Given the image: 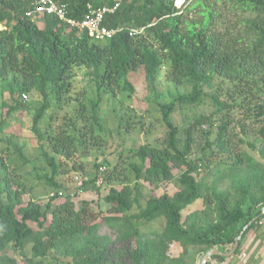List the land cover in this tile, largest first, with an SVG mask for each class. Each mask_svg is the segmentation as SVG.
<instances>
[{
    "label": "trees",
    "instance_id": "obj_1",
    "mask_svg": "<svg viewBox=\"0 0 264 264\" xmlns=\"http://www.w3.org/2000/svg\"><path fill=\"white\" fill-rule=\"evenodd\" d=\"M54 1L66 5L75 20L85 18L89 4L119 3L104 22L117 33L96 41L54 15L41 17L40 26L37 17L28 15L32 0H0V135L15 114L32 110L30 132L37 146L32 160L20 143L25 135L0 137V264H201L214 249L229 252L248 226L237 255L247 234L264 219V0H196L192 5L185 0L184 8L174 0ZM218 4L229 8L235 23L222 22ZM191 12L195 18H189ZM165 63L168 78L190 88L168 104L157 92ZM79 67L95 83L97 98L75 100L72 115L65 110L72 105ZM138 72L162 112L167 128L162 142L131 151L139 161L131 164L134 186H109L101 197L100 177L110 184L116 171L102 163L68 194L64 177L83 173L77 159L86 157L82 150L89 137L101 143L104 95H135L131 76ZM35 95L38 101L24 99ZM208 100L215 107L211 116L195 117L183 128L171 120L178 109H194ZM235 109L250 123L241 124L243 137L229 130ZM197 137L205 142L199 150ZM195 152L200 155L192 159ZM37 159L44 164L36 165ZM211 164L217 165L218 180L212 185L198 181L200 166ZM224 181L228 184L222 187ZM171 184L178 185L176 191L143 201V185L160 189ZM41 185L46 200L34 195ZM91 190L96 199L74 200ZM196 203L200 206L184 215ZM160 218L165 226L153 236L147 226ZM104 227L111 235H100ZM174 244L182 249L177 257L170 255ZM227 259L213 256L207 264Z\"/></svg>",
    "mask_w": 264,
    "mask_h": 264
},
{
    "label": "rangeland",
    "instance_id": "obj_2",
    "mask_svg": "<svg viewBox=\"0 0 264 264\" xmlns=\"http://www.w3.org/2000/svg\"><path fill=\"white\" fill-rule=\"evenodd\" d=\"M196 0H189L188 5H192ZM214 1V0H206ZM185 0L179 5H177V0H174V4L177 8H184ZM218 11L222 14V22H225V25L230 26L232 23L236 22L235 16L229 10L228 7H225L221 4L217 5ZM196 13L191 12L189 18H195ZM36 21L40 26L42 22L40 18H37ZM224 26V25H223ZM103 44V43H102ZM169 69L168 64L165 63L164 67L159 72L157 80V92L161 95L160 102L163 104H168L172 101L174 96L178 93H188L190 88L187 86H178L168 78ZM131 81L136 87L135 95L129 97L127 93L117 92L116 95L105 94L103 97V103L100 109V117L104 125V132L100 133L101 143L95 145L93 139L89 137V143L82 150L83 154H86V157H80L77 159L79 162H83L84 171L83 173H71L64 177L65 179V192L68 194H74L77 187L86 178H92L96 173L95 164L107 163L110 172L114 169L116 171L111 172L113 176V181L110 184H107L103 181V177H100L98 186L101 187V197L106 194V188L109 186H118L122 183H127L132 186L136 183L135 173L131 168V164H139V161L136 158H133L131 151L138 149L140 146L145 144H155L160 145L162 142L165 133L167 131L166 125L163 121L162 112L160 107L153 103V99L156 96L155 93L150 92V89L147 87L145 78L142 72H138L131 76ZM72 105L68 106L65 110L69 114L76 115V109L78 103L75 100L79 99L84 101V96L89 99L97 98V89L93 81L87 75V70L84 67L75 68L74 70V79H73V90H72ZM38 101V96H28L27 100ZM150 99V102L149 100ZM224 100L228 101L227 97H223ZM87 102V101H86ZM228 102H231L230 100ZM215 112V107L208 100L204 105H200L194 109H178L175 113L171 115V120L179 126L180 128L187 127L189 124L194 123L195 117L199 116H211ZM64 113V112H63ZM62 113V114H63ZM34 111L32 110H22L19 113L13 116L12 122L7 127L4 133L1 136H7L13 132H19L20 134L25 135L20 140V143L25 146L26 154L33 159L37 157V146L36 142L32 138L30 132L32 124V116ZM62 118V117H61ZM229 120L231 124L229 130H233L231 133L233 135L243 137L241 124L250 125L243 115V111L235 109L229 115ZM61 123L62 120L60 119ZM223 124V122H220ZM204 130H208V125H203ZM213 136L211 138L214 141L218 134V127L215 126L212 128ZM99 134V132H96ZM237 138L234 139V142H237ZM198 145L203 146L205 144L204 140L200 137H197ZM197 146L198 150L201 147ZM243 149L251 152L250 148L245 145ZM200 153L195 152L192 154V159H197ZM36 165L40 164L41 161L38 159L35 161ZM41 164H44L43 162ZM71 165V163H68ZM28 172L32 170L29 167ZM217 165L211 164L207 168L200 167V170L197 173L198 181L204 184H214L218 180V175L216 174ZM100 172H103V169H100ZM78 176V180L76 177ZM142 183V182H141ZM42 184V183H41ZM227 181L223 182L222 187L227 185ZM178 188L177 184L166 185L164 188L152 189L147 185H143V196L144 202L150 196H160L164 192L172 193ZM35 196H38L42 200H46V192L44 187L41 185V188L34 193ZM96 199L97 194L94 191H89L87 193H80L79 196L74 197L76 202L81 201V199ZM199 203H196L184 211V215L188 212L198 208ZM102 208H106L104 205ZM165 226V219L160 218L156 221L150 223L147 227L150 228L153 236L161 231ZM264 232V226L258 227L256 230L250 231L244 241L242 242L240 251L237 255L232 256L224 262H217L213 260L211 264H252L254 262V257L260 255L262 233ZM151 234V235H152ZM102 237L111 235V231L108 227H104L100 231ZM250 243L248 244V241ZM255 249V250H254ZM180 249L177 246H172L170 250V255L177 257L180 254ZM18 264H24L19 260ZM260 264V263H259ZM264 264V263H262Z\"/></svg>",
    "mask_w": 264,
    "mask_h": 264
},
{
    "label": "built area",
    "instance_id": "obj_3",
    "mask_svg": "<svg viewBox=\"0 0 264 264\" xmlns=\"http://www.w3.org/2000/svg\"><path fill=\"white\" fill-rule=\"evenodd\" d=\"M32 6L33 9L28 13L29 16L41 18L46 15H54L60 21L69 25L70 28L77 29L79 32H87L96 41L111 40L117 33V30H111L104 26V22L108 15H112L118 10L119 3L98 8L89 4L87 6L88 14L82 20L70 18L67 6L54 0H32ZM24 99L27 100V97L24 96ZM76 179H79L78 176Z\"/></svg>",
    "mask_w": 264,
    "mask_h": 264
},
{
    "label": "water",
    "instance_id": "obj_4",
    "mask_svg": "<svg viewBox=\"0 0 264 264\" xmlns=\"http://www.w3.org/2000/svg\"><path fill=\"white\" fill-rule=\"evenodd\" d=\"M262 214H264V208H263ZM254 221H255V220H253V221L251 222V224H252ZM247 228H248V226L244 228L243 232L238 236V238H237L236 241H235V244H234L233 248H232L229 252H222V251H220V250H218V249H214V250L208 252V253L202 258V260H201V264H207L208 260L211 259L213 256H221V257H224V258H230V257L234 256V254L236 253V251H237V249H238V247H239V245H240V241H241V239H242V235H243V233L246 231Z\"/></svg>",
    "mask_w": 264,
    "mask_h": 264
},
{
    "label": "crops",
    "instance_id": "obj_5",
    "mask_svg": "<svg viewBox=\"0 0 264 264\" xmlns=\"http://www.w3.org/2000/svg\"><path fill=\"white\" fill-rule=\"evenodd\" d=\"M263 227L264 226V219L261 221V224H259V227ZM262 241L261 243V249H260V255H257L256 257H254V262L252 264H262L264 263V232L262 233ZM251 240L248 241V244L250 243ZM173 246H177L180 251H182L181 247L177 244H174ZM255 250V249H254ZM181 253V252H180Z\"/></svg>",
    "mask_w": 264,
    "mask_h": 264
},
{
    "label": "bare ground",
    "instance_id": "obj_6",
    "mask_svg": "<svg viewBox=\"0 0 264 264\" xmlns=\"http://www.w3.org/2000/svg\"><path fill=\"white\" fill-rule=\"evenodd\" d=\"M183 0H177V5L181 4Z\"/></svg>",
    "mask_w": 264,
    "mask_h": 264
}]
</instances>
